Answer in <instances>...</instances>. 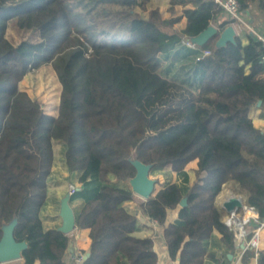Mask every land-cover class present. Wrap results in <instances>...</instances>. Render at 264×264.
<instances>
[{
  "label": "trees",
  "instance_id": "trees-1",
  "mask_svg": "<svg viewBox=\"0 0 264 264\" xmlns=\"http://www.w3.org/2000/svg\"><path fill=\"white\" fill-rule=\"evenodd\" d=\"M243 10H264V0H239ZM150 0H0V242L16 221L17 242H26L24 264H66L71 238L45 230L40 211L54 163L53 140L66 145L71 171L81 183L100 187L86 197L76 217L89 229L91 248L82 264H159L154 241L133 235L137 215L125 207L134 199L137 164L152 171L171 165L182 173L198 159L188 189L168 183L140 203L142 212L164 227L170 256L179 264H204L205 241L216 229L228 248L234 234L216 198L232 182L247 205L264 218V131L249 115L264 107V45L256 38L218 46L228 23L203 44L209 55L196 60L197 90L161 74L160 55L183 38L194 40L223 13L212 0H168L167 18ZM145 13V14H143ZM186 18V25H175ZM70 26L76 36L61 38ZM192 49V48H190ZM194 50V49H193ZM196 55V57H197ZM51 64L61 85L58 113L19 89L29 72ZM182 207L180 220L168 215ZM1 264V263H0ZM258 264H264V249Z\"/></svg>",
  "mask_w": 264,
  "mask_h": 264
},
{
  "label": "crops",
  "instance_id": "crops-1",
  "mask_svg": "<svg viewBox=\"0 0 264 264\" xmlns=\"http://www.w3.org/2000/svg\"><path fill=\"white\" fill-rule=\"evenodd\" d=\"M158 1L160 0H150L148 4V9H153L157 7L159 8V5L157 4ZM161 1H166L168 3V7H170L168 0H161ZM176 8H177L175 12L176 15L174 14L171 16L173 17L182 16L183 8L181 6H176ZM253 11L254 12L251 14V12L247 10H242L241 20L233 24L228 23L226 26L228 27L230 25H233L235 29V39L239 38L242 44L244 45L248 44L251 38H256L257 35L259 34L264 35V10L260 11L255 7ZM224 21H230V18L229 16L222 13L213 21L211 25L214 26L215 28H218L217 24ZM177 24L181 25V27H177L178 29L184 28L186 25V18L182 17ZM196 55H197V51L180 44L177 45V47L172 51H170L169 53H163L159 57L162 64H163V60L161 59V56H164L163 58H167V59L170 58L172 60L170 62L171 65L168 69L170 70V73H172L171 70L172 66L175 64V66L173 67L174 69L176 67V64L180 63L182 67L180 66L181 69L179 71L182 74L185 71L184 69H186V67H183L184 63L188 62L190 60V57L196 59ZM58 106H59V101L57 104L56 113H49V114L56 116L58 113ZM249 115L252 118L254 125L257 128L264 131V107L261 102L254 105L251 108ZM65 151H64V156H65ZM64 159L66 163V158ZM55 161H56V152L54 149V162ZM54 166L55 163H53V169ZM198 168H199L198 159H194L187 164V166L185 167L182 173H177L173 171L171 165H167L160 170L152 171L150 169L149 178L155 181L154 194L168 183H176L183 189L185 190L188 189L194 184L196 180V171ZM70 172L72 176L75 179H77V181L74 180L71 183L76 184V186L79 189H81L82 186L78 182L81 172L71 171V170ZM112 181L117 182L118 185L121 187L131 186L133 188V180L116 181L115 179H112ZM97 182H98L97 187H100L101 185L100 182L99 181ZM231 185H233L232 182H230V184L227 183V186H231ZM225 186L226 185L223 186L221 192L218 194L216 198V205L220 209L223 201L227 199L225 197L222 200H220V196L225 190H226L225 192L229 190V189H225ZM76 195L77 192L73 195H68L67 197L64 198V200L63 199L61 200L60 205L56 206L55 209L53 208L51 210L49 209L45 211L44 207L49 197L47 192L45 203L40 211V217L45 230H49V229L61 230L66 223L64 216V209L66 206L64 202L65 200L67 206L71 210L72 218L74 220V225L71 228V230L68 233H66L71 238V243H70L71 246L69 245L67 254L65 255L66 264H79L77 262V257L79 255H83V258L87 257L90 254V248H91V238L89 236V229L88 228L78 229L76 225L77 214L80 212L86 199ZM237 195H242L245 201L244 208L241 209L239 213V218L245 228V238L246 240H248L252 235L253 221L256 217H259V213L257 210L247 205L246 194L244 193L241 194L240 192V194ZM142 198L143 197L141 195H139L134 191V199L131 201H127L125 203V207L127 208V210L130 213L137 215L138 222L136 225V229L133 232V235L138 238H149L154 241V249L157 252L159 264H179L178 261L173 260L170 256L168 246L164 237V227L161 224H159L158 221L149 219L142 212L140 203L145 201V200H141ZM181 213H182V206L179 205V207H177L175 210L169 213L168 223L178 222L180 220L179 216ZM10 228H11L10 226H7L5 228V233L9 232ZM234 244H235L234 248H228V246L222 240V234L215 229L211 237L208 238L204 244L206 249L204 264H258V257L255 255V251L253 249L247 247L243 249L241 246L237 245L235 241ZM26 246L27 244L25 243L23 248H25ZM260 247H261L260 250L264 249V229L262 233ZM0 263L24 264L22 252L20 257L8 261H0ZM36 264H40V262L37 261Z\"/></svg>",
  "mask_w": 264,
  "mask_h": 264
},
{
  "label": "rangeland",
  "instance_id": "rangeland-1",
  "mask_svg": "<svg viewBox=\"0 0 264 264\" xmlns=\"http://www.w3.org/2000/svg\"><path fill=\"white\" fill-rule=\"evenodd\" d=\"M157 4L159 5L160 10L165 17H173L171 15H174L175 13L169 12L168 3L166 1L160 0L157 2ZM176 9L177 8L175 7V12ZM175 27H181V25L176 24ZM74 31L75 30L70 28V26H64V28L59 31V35L61 38L76 36V33H74ZM163 57L164 56H161V59L163 60L161 74L163 76L170 77L171 79L174 78L180 82L186 81L187 85H189L196 91L197 81L194 77L196 59L190 57V60L188 62L185 61L186 63H184L183 67H186V69H184L185 71L181 74L179 70L181 69L182 65L180 63L176 64V67L173 69V67L175 66L174 64L171 68L172 73H170V70L168 69L171 65L170 62L172 60L170 58L167 59ZM18 86L20 90L26 91L34 100L39 101L47 114L56 113L57 104L60 99L61 85L58 80V76L51 64H45L38 69L29 72L20 81ZM53 149H55L56 152V161L54 162V169L52 167L51 173L47 178V192L49 197L44 207L45 211L49 209L51 210L53 208L55 209L56 206H59L61 200H64V198L69 195V184L74 180L77 181V179L72 176L65 163V143L61 140H53ZM78 182L82 186V188L78 190L76 196H80L82 198H86L93 194V189H95L98 185L97 180H89L88 184L81 183L80 177ZM114 184L118 183L115 182ZM225 185V189H229L236 194H240V192L235 188L234 184L231 186H227V184ZM141 200H145V198H142Z\"/></svg>",
  "mask_w": 264,
  "mask_h": 264
},
{
  "label": "water",
  "instance_id": "water-1",
  "mask_svg": "<svg viewBox=\"0 0 264 264\" xmlns=\"http://www.w3.org/2000/svg\"><path fill=\"white\" fill-rule=\"evenodd\" d=\"M217 32V28L214 26H210L208 29H206L203 33H201L198 37H196L194 40L198 42L199 44H203L212 34ZM235 39V29L233 25H230L226 27L220 35V38L217 42L218 46L226 45L227 42H234ZM145 168L144 171H140V168ZM150 166L145 165L143 163L137 164V176L133 179V189L136 193L141 195L143 198L148 199L150 196L154 195V184L155 181L151 180L149 178V171ZM65 202V209H64V216H65V226L61 229L64 233H68L71 228L74 225V220L72 218L71 210L67 206L66 200ZM244 198L242 195H237L233 192V195L229 198H227L225 201H223L221 205V209L224 212H239L243 206H244ZM180 205L183 207L186 205V199L184 198ZM16 224V221H13L3 228V238L0 242V261H8L15 258L20 257L21 252L27 247H24V244L26 242H17L14 239L13 236V230L14 226ZM7 226H10L9 232L5 233V228ZM27 244V243H26ZM71 246V244H70ZM89 256V255H88Z\"/></svg>",
  "mask_w": 264,
  "mask_h": 264
},
{
  "label": "built area",
  "instance_id": "built-area-1",
  "mask_svg": "<svg viewBox=\"0 0 264 264\" xmlns=\"http://www.w3.org/2000/svg\"><path fill=\"white\" fill-rule=\"evenodd\" d=\"M212 1L220 5V7L223 10V14L229 16L230 20L233 21L232 24L237 23L241 20L243 9H242L241 2L239 0H212ZM256 39L261 41L264 45V35L263 34L257 35ZM181 45L186 46L188 48H192L194 50L199 49V43L196 42L195 40H191L188 38H183L181 40ZM210 53L211 51L208 49L202 50L201 53L197 55L196 60L200 61L202 57L209 55ZM263 60H264V55H263ZM78 190L79 188L76 186V184L74 183L69 184L68 186L69 195L75 194L76 192H78ZM240 211L239 212L233 211L230 213L224 212L222 220L232 230L234 234L235 243L241 246L243 249H245L246 247L253 249L255 251V255L258 257L259 251L261 248L260 242H261L262 233L264 229V218L256 217L254 219L252 235L248 240H246L245 228L239 218ZM83 259H84L83 255H79L77 257V262L79 264H82Z\"/></svg>",
  "mask_w": 264,
  "mask_h": 264
},
{
  "label": "bare ground",
  "instance_id": "bare-ground-1",
  "mask_svg": "<svg viewBox=\"0 0 264 264\" xmlns=\"http://www.w3.org/2000/svg\"><path fill=\"white\" fill-rule=\"evenodd\" d=\"M145 170V168H140V171L142 172V171H144ZM226 191V190H225ZM223 192L222 194H221V196H220V200H222L223 198H228V197H231L232 195H233V192H231V191H227V192Z\"/></svg>",
  "mask_w": 264,
  "mask_h": 264
}]
</instances>
